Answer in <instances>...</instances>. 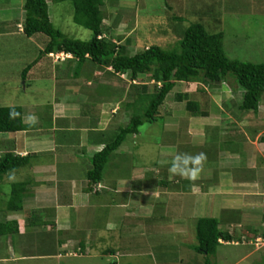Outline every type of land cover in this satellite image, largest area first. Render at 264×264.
Masks as SVG:
<instances>
[{
	"label": "crops",
	"instance_id": "crops-1",
	"mask_svg": "<svg viewBox=\"0 0 264 264\" xmlns=\"http://www.w3.org/2000/svg\"><path fill=\"white\" fill-rule=\"evenodd\" d=\"M47 1L50 13L51 2ZM103 1L104 24L107 27L103 37L117 42L116 38L119 40L120 37L114 35L118 29L115 20L121 11L135 12L137 0ZM23 14L24 0H0V23H14L16 26L12 31L23 25L21 23L23 20H19L20 17L25 16ZM132 14L134 13L130 15ZM2 17L8 19L2 20ZM8 31L11 32V30ZM10 34L25 35L22 31ZM36 38L40 37L35 36L29 39ZM129 39L130 37L126 40L128 43ZM46 57L47 62L42 63L43 67H47L46 77H49V68L56 70V74L52 75L56 80L54 92L57 94V91L62 89L63 97L55 98L52 105H49V102L44 104L43 107H46L44 116L40 114L41 105L20 106L23 109L25 130L0 134V157L14 154L29 158L26 166L9 173L0 181V189L4 182H7V176H11L8 182L11 186L16 183L25 184L22 209L9 210L8 200L4 214L0 216V223H16L18 227L14 235L0 236L12 242L10 250L13 255L12 260L1 258L0 263L49 259L59 264L64 258H76L84 260L87 264L92 262L93 264H131L129 260L122 262V259H130L133 256H149L153 259L156 253L153 250L143 255H134L129 252L130 249L123 251L121 249L123 235L131 231L133 233L140 228L143 234L144 232L147 234L150 241L148 246L160 250L161 247L156 240L164 234L172 232L179 238V235L187 233L186 214L182 215V210L185 203L189 201L186 198L191 200L194 197L203 198L207 204L222 198L226 199L224 207L230 206L227 215L233 217L237 213L236 218L240 219L237 223L243 221L249 225L246 226L249 228L246 231L247 236L254 234V240L250 243L264 239V180L260 177L264 169V155L253 157V150L250 149L251 145L257 148L258 145H262L264 149V142L259 144V139L261 141L264 136L263 132L258 131V137L254 140L246 138L245 134L228 135L230 130L233 132L240 129L239 123L223 122L208 116L198 118L188 115L190 118L187 122L189 124L187 136L191 142L194 139L203 143L210 131L216 139L226 137L225 144H236V148L227 153L222 152L223 157L218 159L219 167L212 173L213 175L211 174V179L208 175L210 171L206 170L205 173L199 171L195 180L172 174L169 169L161 170L164 177H169L170 174L171 178L161 179V187L150 190L149 185L144 183L149 172L142 171L130 178L122 174L117 176L114 173L119 166L124 168L128 166L125 158L120 154L123 150L122 146L111 160L112 162L119 159L120 165L116 163L115 170L113 167V173L111 172L108 177L104 172L103 180L94 186L88 180V173L92 169V158L104 149L105 145L113 139L112 136L116 135L114 133L122 127L118 125L117 117L120 115L121 108H111L112 105L106 102L98 103L97 94L101 85L97 78L101 73L90 61H87L82 69L85 72L88 70L92 72V78L83 76L80 80H67L63 77L68 75L69 68L77 66L78 61L69 58L56 65L54 59L49 55ZM229 124H231L230 127ZM178 127L180 124L175 128ZM174 154L165 155L163 161L165 166L171 167L180 151ZM245 168L249 169V173L244 172ZM159 170V168L156 169L154 177L159 176ZM135 178H138L136 181H140L141 187L135 184ZM257 179L260 181L258 182ZM0 194H3L2 190ZM172 203L177 205L178 214L175 213V207L172 208ZM253 213L254 215H249ZM250 217L260 218L261 222H259L260 225H256L257 229L252 227ZM251 227L254 229L252 230ZM258 231L259 235H257ZM40 234L46 235V252L42 246L44 243L41 244V241L35 240L37 238L41 240ZM31 238L32 243L37 244L38 250L44 251V254L20 255L16 246H13L16 239L18 249L21 250L20 247L27 246L24 242L30 241ZM20 241L24 242L20 243ZM141 245L144 246L147 243L142 241ZM153 245L157 246L153 247ZM119 258L120 262H118Z\"/></svg>",
	"mask_w": 264,
	"mask_h": 264
},
{
	"label": "rangeland",
	"instance_id": "rangeland-1",
	"mask_svg": "<svg viewBox=\"0 0 264 264\" xmlns=\"http://www.w3.org/2000/svg\"><path fill=\"white\" fill-rule=\"evenodd\" d=\"M50 2V15L56 29L72 39L84 41L92 39L93 34L91 31L74 22V8L70 1L54 2L50 0ZM135 3V12H127L126 10L123 13L121 11V14L115 20L118 29L114 35L122 38V40L116 38L117 43L127 45L131 55H135L152 45L167 49L177 48L182 38V32L192 24L201 23L211 34H224V49L230 59L264 64V0H137ZM131 13L134 14L130 15ZM23 15H25V12ZM24 17L19 18V20H23V22L21 21L22 24H24ZM175 17H178V19L176 20ZM4 19L8 18L2 17V20ZM15 26L14 23H0V107L38 104L42 106L40 114L44 116L46 113V107H43L44 104L49 102V105H52L55 98L60 99L64 94L62 89H59L57 94L54 92L56 80L53 76L56 74V70L49 68V77H46L47 67H43L42 64L48 60L46 55L42 54L48 38L39 34L37 37L40 38L32 40L25 35L10 34L11 32H23V25L12 31ZM8 30H11V32ZM129 37L130 42L128 43L126 40ZM43 58L45 60H42ZM53 59L57 63L56 65L62 61ZM49 63H51V60H49ZM31 65V70L26 74L25 70ZM98 69L101 73L97 78L101 85L100 89L97 88L99 94L96 91L99 96L98 103L106 102L112 105L111 108H121L119 110L121 111L119 112L120 115L117 116L118 125L124 127L129 123L134 113L133 109L128 108L129 100L127 99L129 93L133 90V85L146 86L149 93H154L157 90V83L151 80L149 75H141L136 82H132L128 75L116 76L111 74L110 71L112 70L101 67ZM91 74L92 72L89 70L85 72L84 69L76 66L68 69L67 76H60L67 80H80L83 76L92 78ZM243 94L244 91L233 79H229L227 82L215 87L205 88L197 83L178 82L174 91L167 97L161 107L157 121L145 123L139 128L138 134L127 137L120 154L123 155L122 157L125 158L128 166L125 168L119 166V169L114 173L117 176L122 174V176L130 178L142 171L149 172L150 174L144 183L149 185L150 190H157L158 187H161L160 180L169 179L171 176L170 174L169 177L163 176L162 171L170 168L168 165L165 166L163 162L165 155L176 154L180 151L179 155L190 153L195 156L203 153L206 159L196 167H199L203 173H205V170L210 171L208 175L211 179L212 173L219 167L218 159L222 156V152H229V150L236 148V144H225L226 137L216 139V136L213 137L210 131L203 143L194 139L191 142L187 136V126L189 125L187 122L190 118L188 115L198 118L208 116L229 123L235 121L239 123L238 127L240 129L238 131L233 130V132L228 130V135H233V133L245 134L247 135L246 138L249 137L254 140L255 137H258V131L264 133V96L257 114L254 112L242 113L239 107L243 100ZM188 101L199 103L200 107L197 114L190 112L188 114ZM143 114L144 112L140 113V115ZM178 124H180V127L175 128ZM228 126L230 127L231 124ZM250 147L253 150V157L264 155L262 145H258V148L255 145ZM118 162L119 159L110 162L107 166L104 171L107 177L111 174L113 167L115 170L116 163L120 165ZM190 166L192 167V165ZM157 168L160 169L159 176L154 177ZM248 170V168H245L244 172L249 173ZM262 172L260 177L261 180H264V169ZM9 177L11 176L6 177L7 182L5 181L0 189L3 191V194H0V216L4 214L10 198L12 186L11 183H8L11 179ZM138 178H135L134 182L136 185L139 184L138 187H141L140 181H136ZM186 200L189 201L185 203L182 210V215L186 214L187 219L186 228L188 231L186 234L179 235V238L177 234H172V232H170L171 234H164L156 240V243L161 247L160 250H157L148 246L150 241L147 234L144 232V235L141 229L137 228L135 232L132 233L131 231V233L123 235L121 249L123 251L130 249L129 252L134 255L147 254L153 250L156 252H154V258L133 256L130 259H122V262L129 260L131 264H264V240L258 247L256 241L250 243L251 240H254V234L247 236L246 231L249 228L246 226L249 225L243 221L237 223V220H240L236 218L237 213L233 217L227 215L230 206L226 205L224 207L226 199L222 198L211 204H207L200 197H194L191 200L186 198ZM171 201L173 202V200ZM181 205H183V202H181ZM171 206L172 208L175 207V213L178 214L177 205L172 203ZM249 215H254V213ZM261 217L263 216L261 215ZM201 218H217L220 222V229L231 232L236 239L233 243L228 242L219 245L215 254L197 253L193 247L199 245L197 222ZM252 218L250 217V223H252V227L256 228V225H260V218ZM228 219L231 220L228 221ZM257 235H259V231ZM39 238L41 240L38 238L35 240L37 242L41 241V244L44 243L42 246L46 252V235L40 234ZM32 241V238L27 242L22 241L27 246L20 247L21 250H19L18 240L15 239L13 246H16V250L20 255L44 254L45 252L38 250V245L32 243ZM142 241L147 245L142 246ZM22 242L20 241V243ZM10 243L12 242L6 240V238H0V260L1 258L12 260ZM156 246L153 245V247ZM47 252H49L48 249ZM118 262H120V258ZM51 263L58 264L57 261L49 259H27L8 264ZM59 264H87V262L76 258H64Z\"/></svg>",
	"mask_w": 264,
	"mask_h": 264
},
{
	"label": "trees",
	"instance_id": "trees-1",
	"mask_svg": "<svg viewBox=\"0 0 264 264\" xmlns=\"http://www.w3.org/2000/svg\"><path fill=\"white\" fill-rule=\"evenodd\" d=\"M53 1H70L74 8V22L91 31L93 37L89 41L68 37L53 24L47 0H24L23 32L29 38L39 34L47 36L48 42L42 54L46 56L56 53L69 54L78 61L77 68L80 69L90 61L96 68L111 69L113 75H128L132 82H136L141 75H149L151 80L157 83V90L154 93H149L146 86L133 85V90L131 88L132 91L127 97L128 108L133 109L134 113L129 123L121 127L104 149L92 158L88 180L94 186L103 180L106 167L126 142L127 137L138 134L139 128L145 123L157 121L161 107L178 82L197 83L205 88L215 87L233 79L244 91L240 110L256 114L259 112L264 96V64L230 59L224 49V34H211L203 24L196 23L182 32L177 48L167 49L152 45L131 55L127 45H120L113 39L103 37L107 32L103 0ZM31 68L32 65L25 73L27 74ZM199 107L198 102L188 101V112L197 114ZM141 112L144 114L140 115ZM25 128L23 109L20 106L0 107V134L22 132ZM261 142H264V136ZM28 163V157L14 154L0 157V181ZM24 194L25 184L12 185L9 210L22 209ZM219 226L220 223L215 218L199 219L197 222L199 245L193 247L194 251L212 255L222 244L221 241L233 243L236 237L221 230ZM17 229L16 223H0V236L14 235Z\"/></svg>",
	"mask_w": 264,
	"mask_h": 264
},
{
	"label": "clouds",
	"instance_id": "clouds-1",
	"mask_svg": "<svg viewBox=\"0 0 264 264\" xmlns=\"http://www.w3.org/2000/svg\"><path fill=\"white\" fill-rule=\"evenodd\" d=\"M56 54H61V53H56ZM66 55H69V54H66ZM69 58H72V56L69 55V57L66 58V60ZM205 159H206V156L203 153H200L195 156H191L188 154L177 155L175 159L173 160L171 167L169 168V172L172 174L187 177L191 180H195L197 178V174L201 170L199 167H196V166L201 165V162ZM189 165H192V167H189ZM221 243L223 244L225 242L222 241Z\"/></svg>",
	"mask_w": 264,
	"mask_h": 264
},
{
	"label": "built area",
	"instance_id": "built-area-1",
	"mask_svg": "<svg viewBox=\"0 0 264 264\" xmlns=\"http://www.w3.org/2000/svg\"><path fill=\"white\" fill-rule=\"evenodd\" d=\"M50 57H51V58H55V59H57V60H62V61H64V60H66V58L69 57V55H66V54H64V53H61V54H50ZM263 240H264V239H263ZM263 240H262V239H258V240L256 241V246H257V247L260 246V243L263 242ZM221 242H222V241H221Z\"/></svg>",
	"mask_w": 264,
	"mask_h": 264
}]
</instances>
